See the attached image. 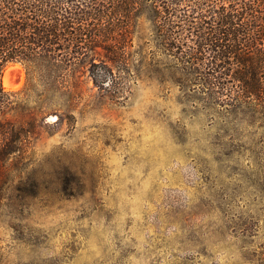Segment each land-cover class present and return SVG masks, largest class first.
Here are the masks:
<instances>
[{
    "label": "rangeland",
    "instance_id": "374dc122",
    "mask_svg": "<svg viewBox=\"0 0 264 264\" xmlns=\"http://www.w3.org/2000/svg\"><path fill=\"white\" fill-rule=\"evenodd\" d=\"M154 38L146 15L125 93L85 76L72 123L47 118L0 211V264H264V129L148 71Z\"/></svg>",
    "mask_w": 264,
    "mask_h": 264
},
{
    "label": "trees",
    "instance_id": "16d2710c",
    "mask_svg": "<svg viewBox=\"0 0 264 264\" xmlns=\"http://www.w3.org/2000/svg\"><path fill=\"white\" fill-rule=\"evenodd\" d=\"M146 15L157 49L148 71L180 72L206 100L264 129V0H0V211L37 169L34 140L47 118L74 120L82 77L113 95L137 79ZM10 63L25 69L21 90L3 87ZM69 174L57 178L68 183Z\"/></svg>",
    "mask_w": 264,
    "mask_h": 264
},
{
    "label": "bare ground",
    "instance_id": "6f19581e",
    "mask_svg": "<svg viewBox=\"0 0 264 264\" xmlns=\"http://www.w3.org/2000/svg\"><path fill=\"white\" fill-rule=\"evenodd\" d=\"M24 69L19 64H12L7 67L3 80V87L9 91L19 90L24 83Z\"/></svg>",
    "mask_w": 264,
    "mask_h": 264
},
{
    "label": "water",
    "instance_id": "95a60500",
    "mask_svg": "<svg viewBox=\"0 0 264 264\" xmlns=\"http://www.w3.org/2000/svg\"><path fill=\"white\" fill-rule=\"evenodd\" d=\"M12 64H20V63H10L8 66H10V65H12ZM20 65H21V64H20ZM8 66H7V67H8ZM7 67L5 68V70H4L3 74H2V83H3L4 77H5V75H6V69H7Z\"/></svg>",
    "mask_w": 264,
    "mask_h": 264
}]
</instances>
